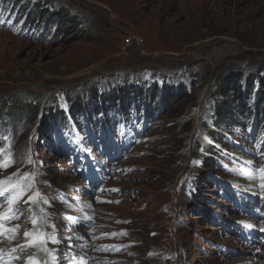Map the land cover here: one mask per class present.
<instances>
[{
    "label": "rangeland",
    "instance_id": "1",
    "mask_svg": "<svg viewBox=\"0 0 264 264\" xmlns=\"http://www.w3.org/2000/svg\"><path fill=\"white\" fill-rule=\"evenodd\" d=\"M126 121L138 131L114 197L63 201L83 193L76 141ZM9 158L0 181L24 194L0 247L25 246L19 264L34 236L45 255L33 264L85 259L87 230L69 229L68 214L117 231L115 264H260L222 224L238 218L228 182L252 190L264 169V0H0V164Z\"/></svg>",
    "mask_w": 264,
    "mask_h": 264
},
{
    "label": "snow or ice",
    "instance_id": "2",
    "mask_svg": "<svg viewBox=\"0 0 264 264\" xmlns=\"http://www.w3.org/2000/svg\"><path fill=\"white\" fill-rule=\"evenodd\" d=\"M12 161L11 159H7L5 160V162L3 164H0V167H7L8 164H10ZM260 173L261 175H264V169H260ZM10 183V181H0V197H3L6 195V189L4 186L8 185ZM17 189V195L13 196L11 198V200L9 201L10 205L17 203L20 201V198L23 196L24 194V187L22 184H17L16 186ZM28 187H31V185H28ZM40 196L39 192H36L33 196L30 197V200L35 201L37 197ZM21 209H16L13 210L12 207L10 206L9 209L7 210V213H0V235H5L7 233L10 232H16L18 230V228L15 229H4L3 228V221L4 220H11V219H17L19 216V213L21 212ZM32 222L35 223L36 222V218L33 216L32 217ZM248 227H252L251 225H248ZM25 237H28L30 234L29 233H25L24 234ZM36 239H40L39 237H33V240L35 242ZM48 239H51L53 242H58L57 240H55L54 237H48ZM25 246H21L20 250L23 251ZM15 251V250H13Z\"/></svg>",
    "mask_w": 264,
    "mask_h": 264
},
{
    "label": "bare ground",
    "instance_id": "3",
    "mask_svg": "<svg viewBox=\"0 0 264 264\" xmlns=\"http://www.w3.org/2000/svg\"><path fill=\"white\" fill-rule=\"evenodd\" d=\"M27 245L30 248L29 249V251H30V255L29 256H31V257H30V259L28 261H26V264H33V262H34L33 258L34 257H38L39 255H45V251L42 248V245L39 244L37 242V240H35V242H34L33 238H31V239L28 240Z\"/></svg>",
    "mask_w": 264,
    "mask_h": 264
},
{
    "label": "trees",
    "instance_id": "4",
    "mask_svg": "<svg viewBox=\"0 0 264 264\" xmlns=\"http://www.w3.org/2000/svg\"><path fill=\"white\" fill-rule=\"evenodd\" d=\"M37 107L38 105L35 104L33 106H30V109H31V118L32 119H35L37 116H36V110H37Z\"/></svg>",
    "mask_w": 264,
    "mask_h": 264
},
{
    "label": "built area",
    "instance_id": "5",
    "mask_svg": "<svg viewBox=\"0 0 264 264\" xmlns=\"http://www.w3.org/2000/svg\"><path fill=\"white\" fill-rule=\"evenodd\" d=\"M132 38V40H133V37H131ZM136 38V37H135ZM136 40V39H135ZM135 40H133V42H135ZM137 42H138V44H140L139 43V41L138 40H136ZM245 244V243H244ZM246 245V244H245ZM259 256H261V259H263V262H261L262 264L264 263V254H259ZM114 264V263H113Z\"/></svg>",
    "mask_w": 264,
    "mask_h": 264
}]
</instances>
